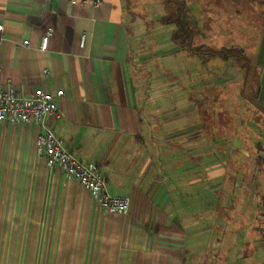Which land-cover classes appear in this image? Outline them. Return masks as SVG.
<instances>
[{
	"label": "crops",
	"instance_id": "crops-1",
	"mask_svg": "<svg viewBox=\"0 0 264 264\" xmlns=\"http://www.w3.org/2000/svg\"><path fill=\"white\" fill-rule=\"evenodd\" d=\"M126 11L123 0H0V87L52 94L60 113L45 122L75 158L98 166L110 195L128 199L121 213L99 207L77 180L36 154L41 127L1 122L0 218L14 222L0 231V264L229 262L206 255L215 219L211 192L229 181L227 165L234 187H249V197L260 192L264 71L252 97L257 102L245 96L246 81L235 96L221 98L236 109L227 122H236L240 150L211 146L212 132L205 131L211 123L194 110L195 100L204 99V81L195 99L176 73L158 70L153 60L162 51L141 49L144 35L131 30L139 22L126 21ZM166 45L172 58L178 46L172 38ZM167 65L172 68L170 60ZM240 97L246 102L235 103ZM185 112L187 124L178 129L175 121ZM230 125L217 133L229 145ZM215 146L226 156L221 162ZM213 192L216 206H223L228 197ZM253 214L245 239L251 256L228 264H264V246L256 242L260 212Z\"/></svg>",
	"mask_w": 264,
	"mask_h": 264
},
{
	"label": "rangeland",
	"instance_id": "rangeland-1",
	"mask_svg": "<svg viewBox=\"0 0 264 264\" xmlns=\"http://www.w3.org/2000/svg\"><path fill=\"white\" fill-rule=\"evenodd\" d=\"M171 1L168 3L166 0H123L124 8L127 10L126 21L130 22L135 19L139 22L136 28L132 26L131 30L136 35H144L143 38L146 41L141 42V49L148 54L155 50L158 52L157 49L162 51L153 60L158 70L163 67L168 68L169 72L173 71L171 74L176 73L179 83L184 85L185 92L196 96L195 99L200 97L198 102L195 100L194 110L195 114L206 113V118L209 124L211 123L205 128V131H209V135L212 132L209 136L211 146L220 143L221 149L225 148L231 153H237L240 149L234 143L238 140L235 132L236 122H232L231 125L227 122L228 115H234L236 109L229 107L230 101L225 100L224 102L221 98H225V95L231 96V94L235 96L236 92L241 91L240 88H243V83L246 81L245 96L251 98L249 102L256 101V98L252 97L255 95L259 78L262 76L261 72L264 71V57H262L264 56V0H182L186 22L193 33L189 45L191 52L189 48L177 47L174 52H171L172 58H169L170 52L168 53L167 49L170 45L166 44H169L171 40L175 25L162 24L160 20L168 11L171 14L174 13L175 5ZM153 40H157V45ZM220 49L233 51L235 58L223 59L221 56L210 54L211 51L215 52ZM169 60L172 68L167 65ZM200 81L205 83L202 100L198 95V82ZM240 102L246 101H243L241 97L235 101L237 104ZM245 108L250 111L253 107L247 102ZM186 113L183 114L184 118L180 116L175 121L174 125L178 129H182L187 124L186 121L189 118L185 116ZM227 124L232 128L230 131L232 136L229 137L231 145L223 141L226 136L217 135L219 132H226ZM260 142L264 141L260 140ZM211 149L217 152L216 155L220 162L224 160L226 156L223 157L222 153H218L216 146ZM215 161L216 159L211 161L212 167ZM227 167L229 181L227 179L226 184L220 183L221 188L213 187L211 192L210 208L211 213L215 214V219L214 222L212 220L214 227L209 236L210 249L206 255L212 261L224 257H227L229 262L237 258H250L252 251L248 245H245L247 230L250 227L248 218L251 215L254 216L253 213L258 214L264 210V206L261 205L262 197H264V172L259 170L260 192L255 195L252 190L251 197H249V187L244 186V189L241 186L239 188V185L233 186L231 183L232 169L230 171L228 165ZM232 168L234 169L233 166ZM238 179L240 180V177ZM220 180L221 177H217L214 182ZM215 189L228 197L221 207L216 206V202L213 201L216 198L213 192ZM216 210H219L220 214H217ZM12 222L14 219L0 218V231L9 229ZM255 227L258 231L256 242L262 248L261 246H264V213L259 214ZM1 235L0 240L3 241ZM247 263L243 262V264Z\"/></svg>",
	"mask_w": 264,
	"mask_h": 264
},
{
	"label": "built area",
	"instance_id": "built-area-1",
	"mask_svg": "<svg viewBox=\"0 0 264 264\" xmlns=\"http://www.w3.org/2000/svg\"><path fill=\"white\" fill-rule=\"evenodd\" d=\"M48 34L47 31L41 38L42 48L47 44ZM61 95L62 91L56 92L58 98ZM59 113L53 95L44 89H35L28 95H22L12 85L0 87V123H23L41 127L42 132L34 139V147L45 164L59 168L67 177L77 180L94 197L99 207L112 213L124 212L128 207V199L110 195L106 189V179L98 166L75 158L45 122L47 117H57Z\"/></svg>",
	"mask_w": 264,
	"mask_h": 264
},
{
	"label": "trees",
	"instance_id": "trees-1",
	"mask_svg": "<svg viewBox=\"0 0 264 264\" xmlns=\"http://www.w3.org/2000/svg\"><path fill=\"white\" fill-rule=\"evenodd\" d=\"M170 3L171 0H166ZM175 5L174 13L171 14L169 11L163 18L160 20L162 24H173L175 25V30L171 34L172 41L181 49L189 48L190 51V44H191V37L192 31L190 29L189 24L186 22V14L184 10V3L182 0L180 1H171ZM198 50V48L196 49ZM191 52V51H190ZM197 52V51H195ZM210 54L221 56L223 59H230L232 60L235 58V54L233 51L228 49H220L216 50L215 52L211 51ZM264 161V158H262ZM261 205L264 206V197H262ZM264 213V210L260 211Z\"/></svg>",
	"mask_w": 264,
	"mask_h": 264
}]
</instances>
